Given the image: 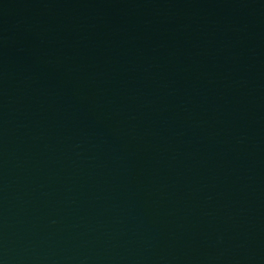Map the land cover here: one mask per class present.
I'll return each mask as SVG.
<instances>
[{
  "label": "water",
  "instance_id": "1",
  "mask_svg": "<svg viewBox=\"0 0 264 264\" xmlns=\"http://www.w3.org/2000/svg\"><path fill=\"white\" fill-rule=\"evenodd\" d=\"M0 264H264V0H0Z\"/></svg>",
  "mask_w": 264,
  "mask_h": 264
}]
</instances>
